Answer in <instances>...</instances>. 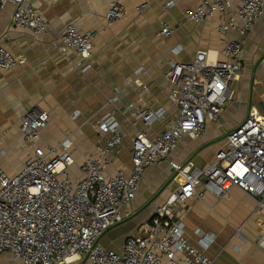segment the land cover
Here are the masks:
<instances>
[{"label":"built area","instance_id":"1","mask_svg":"<svg viewBox=\"0 0 264 264\" xmlns=\"http://www.w3.org/2000/svg\"><path fill=\"white\" fill-rule=\"evenodd\" d=\"M7 5L12 6L11 29H27L33 35L47 32L48 21L33 0H0V18ZM145 7L146 3H140L133 10ZM125 12L119 1L109 2L106 24ZM184 14L191 24L224 14L217 29L235 36L222 40L217 57L197 51L188 62L168 61L163 76L169 107L142 105L131 113L142 128L131 137L128 171L108 170L125 133L111 112L105 111L92 122L99 142L81 152L79 162L69 135L56 144L40 141L48 121L45 111H27L21 116L23 143L32 147V152L13 174L0 163V254L6 255L4 264H71L84 255L87 264H212V259L188 241L183 216L175 213L181 212L188 200L201 199L205 193L221 197L231 186L250 195L257 208L264 210V110L251 108L226 133L225 145L207 165L185 161L171 166L170 181L177 187L154 205L134 232L124 236L119 247L99 242L107 230L131 217L130 203L145 169L167 160L182 138H199L206 133L208 122L219 120L225 91L241 73L248 37L264 16V0H199ZM173 31L162 22L157 34L168 36ZM96 36L94 29L81 31L67 22L58 49L62 53L71 50L86 61ZM17 62V56L0 41V70ZM164 117L168 118L163 129L148 135L145 129ZM210 241L206 234L200 238L204 247ZM256 245L264 251V232Z\"/></svg>","mask_w":264,"mask_h":264},{"label":"crops","instance_id":"2","mask_svg":"<svg viewBox=\"0 0 264 264\" xmlns=\"http://www.w3.org/2000/svg\"><path fill=\"white\" fill-rule=\"evenodd\" d=\"M111 1H119L126 12L107 25L105 14ZM167 1L33 0L48 21V30L41 35L11 29L12 6H6L0 18V41L18 58L13 67L0 70V163L9 174L16 172L32 152V147L23 143L20 130V118L27 111H45L48 121L40 141L56 144L69 135L77 160L82 150H90L99 142L92 122L105 111L111 112L125 133L108 170H129L131 137L142 128L131 113L142 105L169 107L163 76L168 61L188 62L197 51L217 57L222 40L235 36L230 31H218L224 14L204 23L187 22L185 10L199 0H171L170 6ZM140 3L146 7L135 12L133 7ZM67 22L81 31H97L86 61L71 50L62 53L58 49L60 32ZM162 22L174 28L172 34H157ZM85 64L88 66L83 69ZM257 87L264 90V16L248 37L241 73L225 91L219 120L208 122L206 133L199 138H182L167 160L145 169L127 220L140 211L148 218L154 205L177 187L170 181L172 165L185 161L199 167L207 165L225 145L226 133L251 108L264 110V102L258 101L257 106L251 102L252 90ZM167 118L152 123L146 133L153 136L160 132ZM175 214H182L184 235L212 259V264H264V251L256 245L264 232V210L237 186H231L221 197L205 193L201 199L188 200ZM145 220L140 218L137 225ZM204 234L211 239L205 247L200 243Z\"/></svg>","mask_w":264,"mask_h":264},{"label":"rangeland","instance_id":"3","mask_svg":"<svg viewBox=\"0 0 264 264\" xmlns=\"http://www.w3.org/2000/svg\"><path fill=\"white\" fill-rule=\"evenodd\" d=\"M258 101L264 102V90H262L261 87L254 88L251 94V102H253L257 106ZM257 107L260 110V107L259 106ZM80 160H81V155L78 156V160L76 159V161L79 162ZM143 213L144 211L142 212L140 211L136 215L132 216L131 219L126 220L122 223H119L118 225L111 227L100 238V241H99L100 244H102L103 246L112 247V248L119 247L123 241L124 236L131 233L132 231L134 232L137 224L139 223V219L141 218V221L147 219L146 214L143 215ZM6 260H7L6 255L0 254V264H4Z\"/></svg>","mask_w":264,"mask_h":264},{"label":"water","instance_id":"4","mask_svg":"<svg viewBox=\"0 0 264 264\" xmlns=\"http://www.w3.org/2000/svg\"><path fill=\"white\" fill-rule=\"evenodd\" d=\"M87 256L84 255L80 261L71 263V264H85L86 263Z\"/></svg>","mask_w":264,"mask_h":264}]
</instances>
